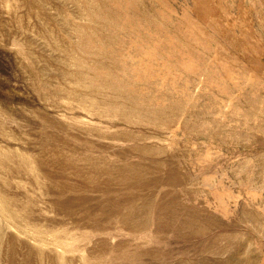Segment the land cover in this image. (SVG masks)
<instances>
[{"label":"rangeland","instance_id":"1","mask_svg":"<svg viewBox=\"0 0 264 264\" xmlns=\"http://www.w3.org/2000/svg\"><path fill=\"white\" fill-rule=\"evenodd\" d=\"M0 264H264V0H0Z\"/></svg>","mask_w":264,"mask_h":264}]
</instances>
